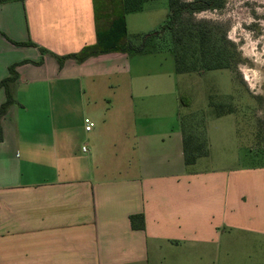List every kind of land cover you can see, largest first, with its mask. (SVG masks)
Returning a JSON list of instances; mask_svg holds the SVG:
<instances>
[{
    "label": "crops",
    "instance_id": "obj_1",
    "mask_svg": "<svg viewBox=\"0 0 264 264\" xmlns=\"http://www.w3.org/2000/svg\"><path fill=\"white\" fill-rule=\"evenodd\" d=\"M99 24L94 0L0 4V83L19 75L0 123V264H233L247 242L264 256V166L219 160L207 127L208 156L186 165L193 113L138 123L130 71L108 66L122 53L59 65Z\"/></svg>",
    "mask_w": 264,
    "mask_h": 264
},
{
    "label": "rangeland",
    "instance_id": "obj_2",
    "mask_svg": "<svg viewBox=\"0 0 264 264\" xmlns=\"http://www.w3.org/2000/svg\"><path fill=\"white\" fill-rule=\"evenodd\" d=\"M169 14L168 0L148 2L142 11L128 14V43L140 47L146 36H152L143 54L122 53V61L108 64L113 70L130 71L133 100L129 104L135 109L136 121L155 127L167 122L179 129L181 116L203 114L213 154L219 160L224 156L234 158L238 168L264 166V149L255 145L256 134L261 130L264 134V0H227L221 10L185 13L177 18V32L192 29L196 36L199 30L207 34L204 59L221 60L230 67L224 70L177 72L171 34L163 33L165 39L155 35L161 32ZM118 25L116 39L112 40L117 46L121 37ZM109 27L100 22L102 32ZM188 51L200 59L195 45ZM138 75H143L142 81L136 78ZM111 100L112 106L124 104L116 97ZM218 111L233 114L218 117ZM261 144L264 147V140ZM253 250L248 242L238 247L233 264H264V256L252 257L256 254Z\"/></svg>",
    "mask_w": 264,
    "mask_h": 264
},
{
    "label": "trees",
    "instance_id": "obj_3",
    "mask_svg": "<svg viewBox=\"0 0 264 264\" xmlns=\"http://www.w3.org/2000/svg\"><path fill=\"white\" fill-rule=\"evenodd\" d=\"M23 1V0H0V4ZM159 0H94V9L98 24L101 21L109 24V28L102 32L99 24L98 29V43L96 46L86 47L80 53L59 58V65L62 66L66 60L73 59L79 63H83L88 59L104 54L113 53H129V54H143L146 51V41L152 35L145 37V42L140 46H134L128 43L127 40V22L126 16L131 13H137L143 10L144 4ZM170 6V14L168 21L163 26L161 32L155 35L163 38V33H170L173 39L172 51L176 60V70L178 73H193L201 72L202 70H224L230 69L229 65H225L221 60L204 59L207 55L206 48L207 34L202 30L197 31L198 36L194 35L192 29H184L180 32L176 31L177 18L183 16L185 13H200L205 11L221 10L225 7L227 0H194L188 2L187 0H168ZM118 25L121 34L119 46L113 45L112 40L116 39L115 26ZM197 38V39H196ZM165 39V38H163ZM188 39V40H186ZM21 46H34L33 43H16ZM123 45V46H120ZM196 47L201 55L198 56L195 52H189L190 47ZM189 48V49H188ZM42 54L46 53L41 49ZM42 64V61L35 63ZM10 76L0 83V89L5 90L7 101L0 108V123L1 119L6 115L9 107L14 104L13 87L19 79L16 72V66L9 69ZM183 101V100H182ZM184 103V102H183ZM186 104V102H185ZM233 114L232 112L224 114L219 112L217 116L223 117L225 115ZM202 120H201V119ZM202 121V122H200ZM204 121V122H203ZM182 132L184 134V161L188 166L194 165L200 158L207 157L209 154V146L206 138V122L203 114H193L182 119ZM255 145L259 149L262 147L264 134L262 130L257 134ZM260 138V139H259ZM0 141H2V130L0 125ZM132 228L134 230L144 229V218L142 216H133L130 218Z\"/></svg>",
    "mask_w": 264,
    "mask_h": 264
},
{
    "label": "built area",
    "instance_id": "obj_4",
    "mask_svg": "<svg viewBox=\"0 0 264 264\" xmlns=\"http://www.w3.org/2000/svg\"><path fill=\"white\" fill-rule=\"evenodd\" d=\"M93 126L94 125H93V123L90 120H86V127H85V129H86L87 132H90L92 130ZM84 151H85V148H84Z\"/></svg>",
    "mask_w": 264,
    "mask_h": 264
}]
</instances>
